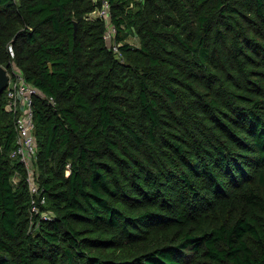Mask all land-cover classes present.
<instances>
[{"label": "trees", "instance_id": "1", "mask_svg": "<svg viewBox=\"0 0 264 264\" xmlns=\"http://www.w3.org/2000/svg\"><path fill=\"white\" fill-rule=\"evenodd\" d=\"M109 1L122 57L104 0H0L47 197L4 90L0 264H264V0Z\"/></svg>", "mask_w": 264, "mask_h": 264}, {"label": "built area", "instance_id": "2", "mask_svg": "<svg viewBox=\"0 0 264 264\" xmlns=\"http://www.w3.org/2000/svg\"><path fill=\"white\" fill-rule=\"evenodd\" d=\"M89 17H101L107 21V30L104 37L107 43L120 53L118 42L115 35L117 27L112 22L111 3L104 0L101 7L90 13ZM12 55L15 54L13 45H9ZM122 57L121 53L118 55ZM9 82L6 87L7 109L15 114V124L17 130V146L13 149L11 155L19 158L25 164L28 171V184L32 195V212L40 211V203L47 201L40 189L34 174L35 160L39 148L38 138L35 133V110L34 100L37 94H43L41 90L32 82L27 80L21 69L15 62L12 63V70H8ZM54 101V98L51 97ZM42 214L47 216V211Z\"/></svg>", "mask_w": 264, "mask_h": 264}, {"label": "water", "instance_id": "3", "mask_svg": "<svg viewBox=\"0 0 264 264\" xmlns=\"http://www.w3.org/2000/svg\"><path fill=\"white\" fill-rule=\"evenodd\" d=\"M77 25V23H76ZM9 82V75L7 67H0V94L6 89Z\"/></svg>", "mask_w": 264, "mask_h": 264}, {"label": "rangeland", "instance_id": "4", "mask_svg": "<svg viewBox=\"0 0 264 264\" xmlns=\"http://www.w3.org/2000/svg\"><path fill=\"white\" fill-rule=\"evenodd\" d=\"M132 35H133L132 32H130V34L128 35V36H129L128 38H129V39H132V38H131ZM3 66L6 67L5 65H3ZM8 75H9V74H8ZM36 171H37V170H36V167H35V169H34V171H33L32 173L35 175V174H36ZM35 177H36V175H35Z\"/></svg>", "mask_w": 264, "mask_h": 264}]
</instances>
